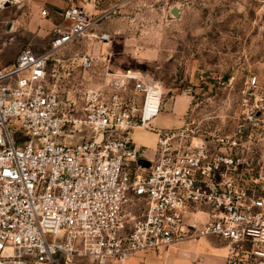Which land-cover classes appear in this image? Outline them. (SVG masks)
<instances>
[{"label": "built area", "instance_id": "built-area-1", "mask_svg": "<svg viewBox=\"0 0 264 264\" xmlns=\"http://www.w3.org/2000/svg\"><path fill=\"white\" fill-rule=\"evenodd\" d=\"M24 1L0 0V14ZM114 8L56 10L48 47L26 45L0 67V264H128L203 237L223 242L224 264H264V82L244 77L228 130H202L187 112L152 127L162 86L114 72L102 49ZM137 129L155 134L151 157Z\"/></svg>", "mask_w": 264, "mask_h": 264}, {"label": "rangeland", "instance_id": "rangeland-1", "mask_svg": "<svg viewBox=\"0 0 264 264\" xmlns=\"http://www.w3.org/2000/svg\"><path fill=\"white\" fill-rule=\"evenodd\" d=\"M81 6L90 13L114 8L101 24L112 35L102 49L110 54L114 72H139L162 86L165 118L152 127H177L187 112L202 130H228L244 77L254 73L264 82V0H83ZM56 10L47 0H25L2 11L0 64L11 62L26 45L46 49L52 25L62 23ZM83 50L77 45L58 57L72 58ZM64 66L81 76L76 60ZM225 78L231 83H216ZM84 83L93 86L97 80ZM186 86L195 89L193 99L177 94ZM154 135L135 130L133 140L152 152ZM259 191L264 195V182ZM128 264L142 262L132 258ZM246 264H256L255 258Z\"/></svg>", "mask_w": 264, "mask_h": 264}, {"label": "crops", "instance_id": "crops-1", "mask_svg": "<svg viewBox=\"0 0 264 264\" xmlns=\"http://www.w3.org/2000/svg\"><path fill=\"white\" fill-rule=\"evenodd\" d=\"M47 1L49 4L55 5L59 9L66 7L70 3H76L79 5H82L83 3V0ZM88 6L92 8L93 3L88 4ZM0 67H3V64H0ZM164 118L165 114L162 113L154 120L153 123L156 124L157 122L164 120ZM141 146L144 145L141 143ZM147 154L149 157L153 155L152 152L149 151H147ZM225 254L226 247L224 246L223 242L218 241L214 237H203L195 242H186L176 246H170L168 249H163L157 254L152 252H140L137 253L133 258H140L142 264H224ZM145 257L148 259L147 263ZM56 264L59 263L57 262Z\"/></svg>", "mask_w": 264, "mask_h": 264}, {"label": "water", "instance_id": "water-1", "mask_svg": "<svg viewBox=\"0 0 264 264\" xmlns=\"http://www.w3.org/2000/svg\"><path fill=\"white\" fill-rule=\"evenodd\" d=\"M145 163L148 165V162L145 161Z\"/></svg>", "mask_w": 264, "mask_h": 264}]
</instances>
